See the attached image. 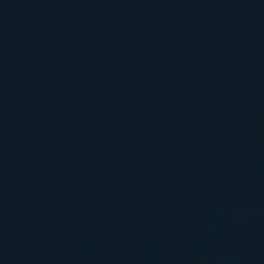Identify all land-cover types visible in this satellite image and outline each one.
Returning <instances> with one entry per match:
<instances>
[{
	"label": "water",
	"instance_id": "95a60500",
	"mask_svg": "<svg viewBox=\"0 0 264 264\" xmlns=\"http://www.w3.org/2000/svg\"><path fill=\"white\" fill-rule=\"evenodd\" d=\"M264 151V0H0V264Z\"/></svg>",
	"mask_w": 264,
	"mask_h": 264
}]
</instances>
